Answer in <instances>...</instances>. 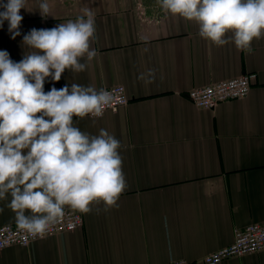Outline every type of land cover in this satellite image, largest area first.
<instances>
[{
	"label": "crops",
	"instance_id": "crops-1",
	"mask_svg": "<svg viewBox=\"0 0 264 264\" xmlns=\"http://www.w3.org/2000/svg\"><path fill=\"white\" fill-rule=\"evenodd\" d=\"M39 2L21 9L15 39L4 22L0 50L18 62L31 51L22 40L32 28L93 13L97 55L81 61L85 71L66 70L44 89L125 87L130 100L118 111L73 119L84 132L105 129L121 142L127 187L116 207L104 211L101 202L81 213V228L1 250L0 264H205L237 229L264 222V37L253 40L251 53L231 42L216 46L157 0H48L47 18ZM245 73L257 78L242 99L200 109L188 96ZM10 200H0V227L17 224ZM219 264H264V251Z\"/></svg>",
	"mask_w": 264,
	"mask_h": 264
},
{
	"label": "clouds",
	"instance_id": "clouds-1",
	"mask_svg": "<svg viewBox=\"0 0 264 264\" xmlns=\"http://www.w3.org/2000/svg\"><path fill=\"white\" fill-rule=\"evenodd\" d=\"M157 3L195 22L199 36L216 46L231 42L251 53L253 40L264 37V0ZM21 9L31 11L28 0H0V28L7 21L12 39L21 35ZM37 11L51 16L48 0H40ZM95 32L94 15L85 9L75 20L24 34L22 47L31 51L18 62L0 50V200L11 197L7 206L17 225L33 237H44L65 206L83 214L101 202L104 211L116 207L127 187L121 142L105 129L93 135L74 125V117H101L110 93L75 83L44 89L66 70H86L81 61L97 55Z\"/></svg>",
	"mask_w": 264,
	"mask_h": 264
},
{
	"label": "built area",
	"instance_id": "built-area-1",
	"mask_svg": "<svg viewBox=\"0 0 264 264\" xmlns=\"http://www.w3.org/2000/svg\"><path fill=\"white\" fill-rule=\"evenodd\" d=\"M257 78L256 73H245L237 78L210 83L194 88L188 92L192 103L200 109H214L220 103L242 99L246 97ZM110 93L112 99L105 106L103 115L107 111L116 112L129 102V96L122 85L104 88ZM92 117V116H89ZM98 118V117H93ZM84 219L78 210L65 209V214L58 222L52 225L44 237H33L17 224L0 227V251L14 245L28 246L32 242L51 235L73 232L81 228ZM264 251V222L250 224L235 231L234 241L231 245L209 253L203 258L205 264H219L231 257H240ZM167 264H189L184 259L172 260Z\"/></svg>",
	"mask_w": 264,
	"mask_h": 264
}]
</instances>
